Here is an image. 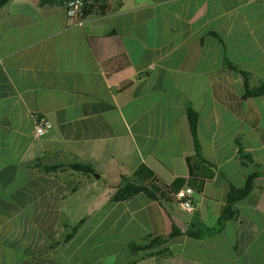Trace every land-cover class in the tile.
I'll use <instances>...</instances> for the list:
<instances>
[{"label": "crops", "instance_id": "obj_1", "mask_svg": "<svg viewBox=\"0 0 264 264\" xmlns=\"http://www.w3.org/2000/svg\"><path fill=\"white\" fill-rule=\"evenodd\" d=\"M260 84L264 0L85 1L77 22L65 0H8L0 8V264H130L134 255L116 260V230L127 248L166 237L172 223L183 232L173 252L133 264H217L207 246L220 245L231 222L244 237L234 236L230 251L259 234L262 246L264 95L245 96ZM188 105L198 113V151ZM36 114L52 123L40 137ZM71 163L94 173L39 167ZM140 165L169 186L184 179L179 189H192L194 208L143 193L113 201L122 176L140 182ZM251 172L237 218L209 237L185 234L214 226L231 185Z\"/></svg>", "mask_w": 264, "mask_h": 264}, {"label": "trees", "instance_id": "obj_2", "mask_svg": "<svg viewBox=\"0 0 264 264\" xmlns=\"http://www.w3.org/2000/svg\"><path fill=\"white\" fill-rule=\"evenodd\" d=\"M54 0H41V3L45 2H53ZM66 2L68 0H65ZM92 2L104 3L107 0H85ZM8 0H0V8L6 3ZM225 66L230 70L240 72L235 66H233L228 61H225ZM264 95V84H260L254 88H250L246 90L245 96L253 97V96H261ZM197 118L198 113L196 110L189 106L187 107V119L190 134L193 138L194 145L196 151L199 149V144L196 136V127H197ZM240 153L243 154V151L240 149ZM249 158V156H245ZM63 166H69L75 171H79L84 174H93L94 169L91 165L82 164V163H71V164H54V165H40L39 167L45 173H55L58 169ZM134 177L140 182H134L127 176H122V179L119 183L114 194L111 196L113 201H126L133 198L135 195L139 193H143L146 196L157 200L162 206H164L165 202H171L172 197L169 195L170 191L168 190L169 183L157 176L156 173L148 168L145 165H140L134 172ZM257 173L251 172L249 173L244 181L242 186H234L231 185L228 196L226 199V203L223 207V210L217 219V222L212 227H207L204 229L194 230H186L185 234L191 238H204L209 237L214 234H217L222 231L225 222L237 218L238 209L236 205L244 200L252 191L254 179L256 178ZM184 184V179H175L171 183V187L173 189H179ZM83 221H80L77 225L72 228L71 233H68L65 236V239H70L73 234L77 231ZM183 234V232L172 223L171 230L169 234L164 236H152L145 235L140 241H131L127 244V248L132 255L135 257L130 261V264L137 262L141 258L146 257H154L155 259H159L162 256L170 255L173 250L172 246L178 243L177 239ZM139 254H142L139 256Z\"/></svg>", "mask_w": 264, "mask_h": 264}, {"label": "rangeland", "instance_id": "obj_3", "mask_svg": "<svg viewBox=\"0 0 264 264\" xmlns=\"http://www.w3.org/2000/svg\"><path fill=\"white\" fill-rule=\"evenodd\" d=\"M184 215H185V212H184ZM241 215H243L244 217L250 216V211L248 210L246 206H244L241 209ZM260 219L259 217H257L254 222L257 225H260L262 222L260 221ZM237 235L244 237L241 231L236 233V229L233 228L232 222H231V224L227 225V227L224 230L223 237L219 240L220 245L218 244L217 247L214 248L211 246V244H208L207 249L211 252V257L213 256L212 258L218 259L216 263L217 264H227L230 261V258H235L236 260L235 264H264V243L262 246L260 245V240L262 238L260 234L252 241L251 246H246L244 249H241L238 252H232L229 250L230 244L228 243L230 242V240L234 239V236L237 237ZM217 248H221V249L223 248L224 250H229V253L227 254L225 252L224 254H220L216 250ZM115 250H116V256H117L116 260L117 261L125 260V259L132 257V254L126 248L125 236H122L118 230H116L115 232Z\"/></svg>", "mask_w": 264, "mask_h": 264}, {"label": "built area", "instance_id": "obj_4", "mask_svg": "<svg viewBox=\"0 0 264 264\" xmlns=\"http://www.w3.org/2000/svg\"><path fill=\"white\" fill-rule=\"evenodd\" d=\"M84 4L85 0H68L66 2V12L68 18L74 22L79 21ZM33 117L34 137H40L52 128L51 121L45 115L36 114ZM168 190L170 191L169 195L176 199L183 210L191 211L194 208L191 200V195L193 193L192 189L185 187L175 191L171 188V186H169Z\"/></svg>", "mask_w": 264, "mask_h": 264}]
</instances>
